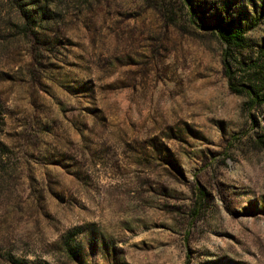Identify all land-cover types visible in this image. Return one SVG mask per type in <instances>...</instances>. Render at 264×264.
<instances>
[{
	"label": "rangeland",
	"instance_id": "1",
	"mask_svg": "<svg viewBox=\"0 0 264 264\" xmlns=\"http://www.w3.org/2000/svg\"><path fill=\"white\" fill-rule=\"evenodd\" d=\"M216 23L264 91V0H0V264H264V104Z\"/></svg>",
	"mask_w": 264,
	"mask_h": 264
},
{
	"label": "trees",
	"instance_id": "2",
	"mask_svg": "<svg viewBox=\"0 0 264 264\" xmlns=\"http://www.w3.org/2000/svg\"><path fill=\"white\" fill-rule=\"evenodd\" d=\"M190 12L191 16H196L194 9L190 8ZM210 30L224 47L222 65L225 76L229 80L231 91L238 95L244 93L250 94L253 105L264 104V91H260L259 88L250 84L244 83L242 85L243 88L235 85L237 79L236 66L243 65L247 63V59H250L248 56L251 45L247 41L246 30L242 28H230L224 23H216ZM257 68L260 71V69H264V66L257 65ZM261 144H264V142L261 141Z\"/></svg>",
	"mask_w": 264,
	"mask_h": 264
}]
</instances>
